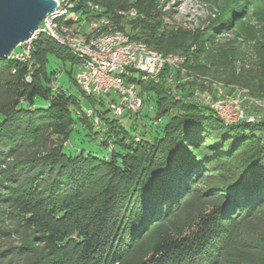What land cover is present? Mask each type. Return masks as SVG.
Masks as SVG:
<instances>
[{
	"label": "trees",
	"instance_id": "1",
	"mask_svg": "<svg viewBox=\"0 0 264 264\" xmlns=\"http://www.w3.org/2000/svg\"><path fill=\"white\" fill-rule=\"evenodd\" d=\"M225 1L216 34L237 31L234 40L210 43L203 63L187 59L185 68L263 99L264 0ZM72 2L67 25L74 15L90 21L129 5ZM156 2L140 0L136 8L147 20L161 18ZM136 23L144 33L128 34L131 40L171 51L166 33ZM197 38L184 35L174 49ZM50 51L74 60L46 36L35 41L28 63L0 59V264H264V118L226 124L210 108L173 97L165 81L143 86L132 77L142 98L153 92L154 120L167 119L161 132L136 140L106 109L102 145L113 144L110 157L70 153V106L81 109L80 101L53 90ZM160 76L180 79L169 66ZM185 82L177 88L189 96L197 83ZM190 200L198 207L185 228L155 231Z\"/></svg>",
	"mask_w": 264,
	"mask_h": 264
},
{
	"label": "rangeland",
	"instance_id": "2",
	"mask_svg": "<svg viewBox=\"0 0 264 264\" xmlns=\"http://www.w3.org/2000/svg\"><path fill=\"white\" fill-rule=\"evenodd\" d=\"M127 1L128 0H126V2ZM139 3L140 0H129V5L123 9L118 7L107 8V14L90 21L83 19L81 15H74L73 17L76 16L78 20H75V23L71 25L63 26L60 32H66L72 37H79L78 39H81L82 34L89 33L88 35H90L91 31L94 29H96L94 35L115 31L124 33L125 35H136L137 33L143 34L144 32L142 30L145 28L143 25L137 26L136 22L144 21L149 24L147 26L156 28V32L159 35L166 33L167 37L171 38V51H164L162 54L179 59L175 65L169 67L172 69V72H176L180 75V79L171 76L166 79H161L160 75H162V72L157 77H152L143 73L137 74L136 80L142 82V84H144L143 86H146L150 80L155 83L165 81L173 97L181 99L186 103L190 101L198 102L213 110L219 118L221 115H219L212 105V103L219 100L225 102L223 105V112L226 115L235 116V106L237 105L235 102L238 101V107L245 110V115H247V119L241 121L254 122L264 118V98H255L249 95L247 90L225 86L218 81L203 76H191V73L185 68L187 59L193 61L194 58H198V61L203 63L204 55L202 51L208 49L210 43L215 42L224 44L228 40H234V34L237 31H224L216 34V32L219 31L216 29V25L218 24L216 22L217 13H219L220 9L226 4L225 0H157L156 6L161 13V18L152 17L151 20H147L144 14L141 13V10L136 8ZM88 6L92 11L96 9L100 11L103 10L102 7L98 6L97 8V6L91 3H88ZM93 23L96 25L94 29L92 27ZM189 33L198 36L196 42H187L183 51L174 49L175 45L181 44L184 40L182 37ZM88 35L86 36L88 37ZM136 38L139 37L136 36ZM140 39L144 40V38ZM136 41L143 42L148 49L157 51L149 47L142 40ZM54 55L55 53L52 51L48 54V70L49 72H53L51 85L53 90L55 92L64 91L67 94L74 95L80 101L81 107L80 109L77 106H70L75 122L70 126L73 133L66 146L67 150L72 153L85 149L101 157L109 158L114 146L112 143H109L107 148H104L102 145L103 141L106 140L105 132L109 126L100 116V112L103 113L108 109V101L104 100L101 106L96 103L93 105L89 99L85 98L79 92L74 81V77L79 72L78 62L69 59H58ZM171 75L174 76V73H171ZM185 81H195L197 83L196 89H194L189 96L180 93V88H177L183 82L186 83ZM201 87H203V90ZM140 88L141 86L137 84V89ZM143 95V107L137 113L120 117L122 118V123L130 130L131 135L136 140H140L141 135H145L147 138L152 139L153 135L161 132V126L167 121V119H162L160 121L154 120L156 105L153 92L149 94L144 93ZM87 111H91V114L89 115ZM107 118L112 119L113 114H108ZM88 124L90 126H87ZM204 183L205 182H200L198 187H203ZM196 205V200L186 202L182 205L178 214L164 223L157 225L156 228H159L155 229V231L158 230L163 231V233L173 234L176 230L185 228L186 223L190 220L188 218L194 213V209L198 207ZM149 240L153 241L152 238Z\"/></svg>",
	"mask_w": 264,
	"mask_h": 264
},
{
	"label": "built area",
	"instance_id": "3",
	"mask_svg": "<svg viewBox=\"0 0 264 264\" xmlns=\"http://www.w3.org/2000/svg\"><path fill=\"white\" fill-rule=\"evenodd\" d=\"M56 1L57 10L42 21L40 28L29 40L20 43L13 50L10 58L21 63L30 62L35 41L40 36L48 37L64 47L78 62L79 72L74 77L78 89L86 96L108 101V110L115 117L136 112L142 106L137 82L133 81L132 77L137 79L136 75L142 73L157 77L165 67L173 66L179 61L175 57L150 50L143 42L131 40L128 35L121 32L94 35L96 31L94 23L91 34H82L81 39L60 32L63 26H67V20L64 18L72 8L73 2L72 0ZM73 20L78 19L75 16ZM224 104L222 100L212 103L213 108L226 124L246 118L244 111L238 107V101L235 102L237 105L234 117L223 112ZM87 112L91 114V111Z\"/></svg>",
	"mask_w": 264,
	"mask_h": 264
},
{
	"label": "water",
	"instance_id": "4",
	"mask_svg": "<svg viewBox=\"0 0 264 264\" xmlns=\"http://www.w3.org/2000/svg\"><path fill=\"white\" fill-rule=\"evenodd\" d=\"M57 8L56 0H0V59H9L13 50L20 43L29 40L40 28L42 21ZM141 99L142 106L136 112L125 113L123 116L137 113L143 107V98ZM220 119L225 123L221 116ZM240 122L242 121L231 124Z\"/></svg>",
	"mask_w": 264,
	"mask_h": 264
}]
</instances>
